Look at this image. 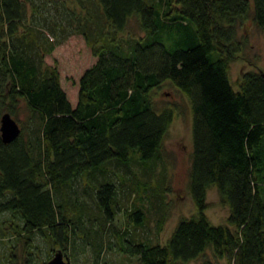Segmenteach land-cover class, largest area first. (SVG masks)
I'll return each mask as SVG.
<instances>
[{"label": "trees", "instance_id": "trees-1", "mask_svg": "<svg viewBox=\"0 0 264 264\" xmlns=\"http://www.w3.org/2000/svg\"><path fill=\"white\" fill-rule=\"evenodd\" d=\"M162 3L0 0V115L16 114L24 98L38 118L32 137L22 126L10 141L0 132V244L9 263L19 259V244L27 252L21 263H35L38 233L66 250L81 227L74 215L80 221L85 213L80 206L70 215L66 206L64 187L78 175L102 173L96 204L110 221L116 216L109 164H155L174 111L157 105L154 89L168 79L191 102L188 185L197 211L179 217L163 242L123 232L121 249L141 264H264V69H243L237 87L229 73L246 41L241 20L252 15L264 32V0ZM133 14L143 33L128 36ZM72 32L97 56L79 77L76 103L45 58ZM211 185L229 207L224 222L206 213ZM127 216L141 223L145 210L128 207Z\"/></svg>", "mask_w": 264, "mask_h": 264}, {"label": "rangeland", "instance_id": "rangeland-1", "mask_svg": "<svg viewBox=\"0 0 264 264\" xmlns=\"http://www.w3.org/2000/svg\"><path fill=\"white\" fill-rule=\"evenodd\" d=\"M67 1L71 5L80 6V0ZM156 1L167 5L164 3L165 0ZM173 3L175 6L176 3L174 1ZM28 9L30 11L29 5ZM241 21L238 34L245 37L246 41L242 51L231 60L229 69L235 87L238 86V79L243 69H264V32L250 14ZM127 28L128 36L143 33L136 14L131 15ZM96 57L81 32L70 33L45 55L48 62L57 64L61 85L73 103H76L78 98L80 75ZM154 95L158 106L173 108L174 116L165 132L162 147L153 166L135 159L127 166L109 164V172L118 182L117 196L121 207L116 216L110 221L96 204L94 180L102 173L99 172L98 176L78 175L71 184L64 187L66 199L69 200L66 204L69 214L73 215L74 211L80 210V206L85 212L80 221L74 215L75 221L81 227H77V230H80L78 233H72V239L65 250L71 258V264H92L95 261L107 264H141L137 254L121 249V233L125 232L126 235L136 239L147 238L150 241L163 242L172 232L179 217L197 211L188 185L193 145L190 99L168 79L154 89ZM14 115L19 120L26 138L36 134L38 118L30 110L24 98L21 99L18 112ZM157 183H160V188ZM207 199L209 204L205 210L210 219L214 222H224L229 207L221 200L216 185L208 188ZM135 205L142 206L145 210V218L141 223L134 222L127 216V208ZM163 215H165L164 221L159 226ZM35 241L38 243V250L34 264H45V261L60 247L40 233L35 235ZM98 242H101L102 246L96 250L95 244L98 246ZM7 248L4 242L0 244V264H11L5 256ZM18 252L19 259L13 264H22L21 259H25L27 255L20 244ZM225 260L221 258L220 262ZM194 262L195 259L189 263Z\"/></svg>", "mask_w": 264, "mask_h": 264}, {"label": "water", "instance_id": "water-1", "mask_svg": "<svg viewBox=\"0 0 264 264\" xmlns=\"http://www.w3.org/2000/svg\"><path fill=\"white\" fill-rule=\"evenodd\" d=\"M0 132L5 141L14 139L21 132L19 120L8 109L3 110L0 115ZM45 264H71V258L67 251L58 247Z\"/></svg>", "mask_w": 264, "mask_h": 264}]
</instances>
